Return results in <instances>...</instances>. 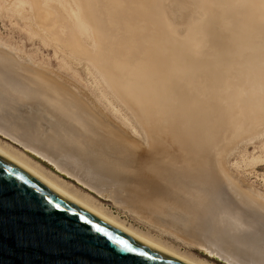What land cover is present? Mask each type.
<instances>
[{
    "label": "rangeland",
    "instance_id": "obj_1",
    "mask_svg": "<svg viewBox=\"0 0 264 264\" xmlns=\"http://www.w3.org/2000/svg\"><path fill=\"white\" fill-rule=\"evenodd\" d=\"M246 3L249 7L245 5ZM154 11L160 12V19L158 12ZM163 15L164 18L161 17ZM213 38L219 39L218 42ZM216 45L218 50L215 48ZM0 46L14 55L16 60L20 58V62L22 60V63H30L32 68L43 71L42 73H46L61 85L65 83L64 85L85 100L94 111L100 113L109 125L121 132L135 146L141 158L145 156L148 159L145 157V160L139 159L143 166L149 162H155L157 165L160 163L155 152L159 153L160 148L171 147L173 139L167 129L173 125L178 127L176 119L187 103H196L199 111L202 109L201 112L205 114V110L212 111L213 106L215 109L218 108L217 111L221 109L220 113H214L215 118L219 120L224 117L221 116L224 114L223 107L226 113L228 111L234 113L237 109L235 119H240L241 121H238L240 124L227 119L224 127H220L222 122L220 121L218 126L223 131L221 140L218 137L221 132L217 133L221 130L219 127L215 131L218 135H214L219 120L215 124L211 123L213 133L208 130L212 134L207 135V141L210 143L214 139L217 142L215 136L223 141L225 145L221 146L219 143L222 142H217L218 151V145H213L222 170L240 182V189H249L260 194L264 200V0H0ZM113 50L117 54H113ZM256 56L261 57L262 61ZM248 57L251 59L250 62H257L253 65L251 63L250 68L247 67L250 65ZM253 57L257 60L252 59ZM136 59L139 61H135ZM241 60L243 62L239 64ZM111 65L114 69L118 68L117 71H114ZM212 65L213 71L210 69ZM239 65L242 67L235 68ZM204 67L205 71L202 70ZM210 70L211 76L208 75ZM229 70L235 72L230 73ZM123 71L124 73L128 71L125 76ZM123 77L126 78L123 80ZM196 77H199L198 80ZM206 89H209L208 92ZM230 91L236 92L233 94L235 100ZM216 97H219L218 100ZM143 98L145 99L142 100ZM242 100H245V103ZM233 101L236 102L234 108V103L229 104ZM246 106L248 107L245 113L239 112V108L245 109ZM204 113H201L203 114L201 119H204ZM6 116L15 123H23V120L12 113ZM23 125L27 131L31 129L33 132V126ZM234 127L238 128L235 130ZM35 136L40 142L52 144L61 152L72 155L77 153L76 146L70 139L61 137L52 130L46 132L40 130ZM153 137L157 138L158 143L162 141L158 144L159 149L158 146H153L154 150L157 148L155 151L152 149L155 157L150 155L153 141L156 142ZM157 142L154 145H157ZM0 147L6 148L10 154L33 167L40 166L37 167L41 169L40 171H44V174L51 176L53 180L57 178L55 181L58 180L57 182L64 187L66 185L70 192L78 194L80 198L91 199L96 207L100 205L98 208L120 224L164 247L197 262L228 264L205 249L195 246L183 236L155 223L148 214L122 203L116 205L110 193L99 194L89 189L74 177L58 170L29 150L23 149L2 133ZM262 199L261 202L264 203ZM120 205L121 207H118Z\"/></svg>",
    "mask_w": 264,
    "mask_h": 264
},
{
    "label": "bare ground",
    "instance_id": "obj_2",
    "mask_svg": "<svg viewBox=\"0 0 264 264\" xmlns=\"http://www.w3.org/2000/svg\"><path fill=\"white\" fill-rule=\"evenodd\" d=\"M247 3L245 5L249 7V4L247 5ZM159 13L160 12H158V19H160ZM161 17L164 18L165 16L163 15ZM209 19L211 20V18ZM247 33L249 32L247 31ZM254 33L256 32L254 31ZM200 35L201 34H199V36ZM249 35L250 34H248V36ZM156 36H154V38ZM157 38H155V40ZM213 40L215 39L213 38ZM218 40L215 41L218 42ZM195 42H197V40ZM201 45H203V43H201ZM216 47L218 46L216 45L215 48ZM218 49L216 48V50ZM117 50L118 49H116V51ZM114 53L116 52L114 51L113 54ZM224 53H226V51ZM261 54L257 53V55ZM221 55L222 53L220 54V56ZM13 56L10 52L0 46V133L10 137L14 141L18 142L19 144L27 147L28 149L36 153H40L39 155L50 159V161L55 159L56 161L54 160V162H57V164H59V167H56L58 170L66 173L71 177H74L77 181H79L89 189L94 190L99 194L103 192L110 193L112 195V199L116 202V205L118 203H122L125 206L135 208L142 213L148 214L155 223L172 230V233L175 232L174 234L177 233L183 236L184 238L191 241L195 246H198L201 249H206L205 251H207L208 253L212 252L213 255L216 254L218 257H220V259L223 258L224 261H226L227 263L264 264V203L261 202L262 198L259 196L260 194L258 195L249 189L242 190L239 188L240 182H238L222 170L221 163H219L216 159V150L214 148L216 144L218 145L217 142L219 141L222 142L219 143L220 146L221 144H224L223 141H221L223 139H221V136H223V131L220 127H224L226 120L232 119L233 121H235V124L239 123L238 121L240 119H235L237 116L236 113L238 114L237 109H235L236 111L234 110V113H229V111L226 113L224 112L226 109L223 107L222 113L224 114H221V116L224 115V117L223 119H221L222 117L218 114L219 117H221L219 120L215 118V114L220 113L219 111L221 109L217 111L218 108L215 109V106H213V108L212 106H209L210 109L212 108V111L216 110V112H212L208 109L209 111L205 110V114L204 112H201L202 109H200L201 111H199V108L196 107V103H187L186 106L183 107V111L179 112V115L176 119L178 127L176 125H173L169 126L167 129L170 137L173 139L171 140V147H164L159 149L158 144H160L162 141L159 139L161 142L158 143V140H156L158 136L156 139L153 137V140L157 142V145H154L156 144V142L152 140L154 144H152V148L150 147V155L154 156V154L157 153L155 154V156L158 158L160 163L157 165L155 164V162H149L146 166H143L139 159L145 160L146 157L144 156L145 158H141L142 156L139 155L135 146L131 142H129V140L125 138V136H123L121 132L113 128V126L109 125L103 118V116L100 115V113L98 114L96 111H94L85 100H83L81 97L72 92L66 85H64L65 83L62 85L57 83L46 73H42L43 71L41 72L39 70H36V68H32L30 63L27 64H30L31 67L25 64V62L22 63V60L20 62V58L18 59V61ZM252 59L257 60L254 57ZM260 59L261 57L259 58V60ZM247 60L249 61L251 59H249L248 57ZM135 61H137V59ZM248 61L244 62L248 63ZM242 62L243 60H241V63L239 64H242ZM252 62H250V65L248 64V68L251 67ZM255 63H252V65ZM112 64L115 66L114 63ZM113 65H111L112 68ZM258 65L260 64H257V66ZM240 66L241 65H239L238 67L235 66V68H239ZM212 67L213 65L210 67V69ZM231 68L234 69V67ZM117 69H114V71H117ZM204 69L205 67L202 70ZM128 71H126V73ZM212 71H208V75L211 76L209 72ZM231 71L230 73H233ZM241 71H239V73ZM126 73H124V76ZM131 73L133 74V72ZM118 74L119 72H117V75ZM203 74L204 73H202V75ZM110 75L109 77L112 76ZM202 77L204 78V76ZM222 77L224 76L222 75ZM125 78L123 77V80ZM217 78L219 79V77ZM115 80L117 81V78ZM211 81L209 82L211 83ZM219 81L222 80L219 79ZM209 82L207 85L210 84ZM197 86L199 85L197 84ZM133 90L135 91L136 89L133 88ZM208 90L206 89L207 92ZM235 93L236 92L233 91L232 96ZM226 94L224 95L226 96ZM212 95L214 96V94ZM147 96L150 98L149 95ZM218 98L216 97V100H218ZM222 98L224 97L222 96ZM144 99L145 98H143L142 100ZM208 99L212 100L210 99V97H208ZM229 99L231 98L229 97ZM214 101L215 100L213 99V102ZM242 101H244L245 103V100ZM233 103L234 101L232 103L229 102V104ZM235 103L233 104V108L235 107ZM248 106H246L245 109L243 108L241 110L239 108V112H242V114L245 113V110ZM200 112L204 113V119H201V116L203 114H201ZM8 113H12L15 116L19 117L21 120H23V123L19 124L13 122L12 120H9L6 116ZM217 120H219V122ZM216 121L218 123L214 132L220 126L219 128L221 130L219 129L220 131H218L217 133H221L220 136L216 134V132L214 135H218L221 140H219L217 136H215V138L214 135H212L213 138L217 139V142L216 140L210 137V139H213V142L210 141L209 143L207 141V135L213 133V129H211L210 127H213L211 123L215 124ZM220 121H222V126ZM219 123L220 125L218 126ZM23 124L31 127L33 126V132L31 131V129L30 131H27ZM238 127H234V129H237ZM209 129L212 133H210V131L208 132ZM40 130H42L43 132H46L47 130H52L55 133H58L61 137L70 139L73 142L74 146H76L77 153L75 155H72L70 153L68 154L65 152H61L52 144L40 142L37 139V136H35V134H37V132ZM163 144L165 143L163 142ZM219 145L217 147V151L219 149ZM153 146H158L159 153H153L157 149L156 148L154 150L155 147L153 148ZM221 148L219 151H221ZM5 149L0 147V157L20 167L33 178H35L37 181H39L41 184H43L45 187L53 191L55 194L83 208L84 210L97 217L98 219L102 220L103 222L113 226L114 228L125 233L126 235L139 241L140 243L159 252L167 254L168 256H171L172 258L184 264H207L203 262H197L188 257H185L173 250L168 249L167 247H164L162 244L151 240V238L149 239L133 231L132 229L120 224L111 216L107 215L104 211L98 208L100 205L96 207L93 204L94 202H91V199H88L87 197L80 198L78 194L70 192V189L68 190V187L66 188V185L64 187L63 185L57 182L58 180L55 181L57 178L53 180L51 179V176L49 177L47 176V174L45 175L44 171H40L41 169H38L40 166L38 167L36 165L38 168L33 167L24 160H21L20 158L10 154ZM15 151L16 150H14V152ZM217 153L219 154V152ZM222 153L223 152H221V154ZM19 155L21 154L19 153ZM31 163L32 162H30V164ZM118 207H121V205ZM169 234H171V232ZM179 239H181V237Z\"/></svg>",
    "mask_w": 264,
    "mask_h": 264
},
{
    "label": "water",
    "instance_id": "obj_3",
    "mask_svg": "<svg viewBox=\"0 0 264 264\" xmlns=\"http://www.w3.org/2000/svg\"><path fill=\"white\" fill-rule=\"evenodd\" d=\"M6 137L59 167L55 159ZM0 264L184 263L103 222L0 157Z\"/></svg>",
    "mask_w": 264,
    "mask_h": 264
}]
</instances>
